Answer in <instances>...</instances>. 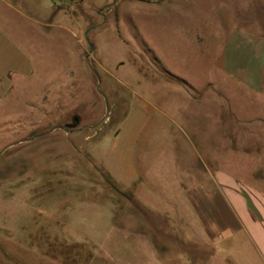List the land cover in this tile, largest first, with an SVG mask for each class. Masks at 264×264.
I'll return each mask as SVG.
<instances>
[{"label": "rangeland", "instance_id": "obj_1", "mask_svg": "<svg viewBox=\"0 0 264 264\" xmlns=\"http://www.w3.org/2000/svg\"><path fill=\"white\" fill-rule=\"evenodd\" d=\"M11 1L37 20L0 1L32 64L0 86V264H228L178 185L264 187V0Z\"/></svg>", "mask_w": 264, "mask_h": 264}, {"label": "crops", "instance_id": "obj_2", "mask_svg": "<svg viewBox=\"0 0 264 264\" xmlns=\"http://www.w3.org/2000/svg\"><path fill=\"white\" fill-rule=\"evenodd\" d=\"M9 5L22 18L36 21L31 14L13 7V1L0 0ZM32 72L31 58L0 27V86L9 87L17 77ZM163 97V96H162ZM166 119H172L170 111L160 109ZM176 127L184 132L180 123ZM167 133L171 135L172 127ZM147 146L148 143H146ZM142 146V144H141ZM112 158V159H111ZM110 162H100L120 185L137 192L142 186H154V173L139 160V166L122 164L117 155H111ZM143 159V158H142ZM157 182L160 183L158 180ZM156 182V183H157ZM179 186V197L183 198L179 211L182 219L194 223V217L201 221L215 253L210 259H218L220 251L227 254L228 264H264V187L247 179H236L214 173H206L201 180L186 182ZM159 187V186H158ZM141 190V189H140ZM169 214L168 211H161ZM236 236V238H235ZM238 236L240 240L238 241ZM234 237V239H233ZM247 245L246 254L239 246ZM237 246V247H236ZM208 259V260H210ZM192 261H194L192 259Z\"/></svg>", "mask_w": 264, "mask_h": 264}, {"label": "water", "instance_id": "obj_3", "mask_svg": "<svg viewBox=\"0 0 264 264\" xmlns=\"http://www.w3.org/2000/svg\"><path fill=\"white\" fill-rule=\"evenodd\" d=\"M75 120L78 121V118H76Z\"/></svg>", "mask_w": 264, "mask_h": 264}, {"label": "flooded vegetation", "instance_id": "obj_4", "mask_svg": "<svg viewBox=\"0 0 264 264\" xmlns=\"http://www.w3.org/2000/svg\"><path fill=\"white\" fill-rule=\"evenodd\" d=\"M76 119V118H75Z\"/></svg>", "mask_w": 264, "mask_h": 264}]
</instances>
